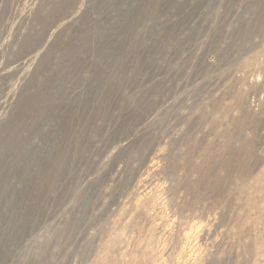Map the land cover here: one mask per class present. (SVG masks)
Returning a JSON list of instances; mask_svg holds the SVG:
<instances>
[{
  "label": "rangeland",
  "instance_id": "1",
  "mask_svg": "<svg viewBox=\"0 0 264 264\" xmlns=\"http://www.w3.org/2000/svg\"><path fill=\"white\" fill-rule=\"evenodd\" d=\"M0 264H264V0H0Z\"/></svg>",
  "mask_w": 264,
  "mask_h": 264
}]
</instances>
